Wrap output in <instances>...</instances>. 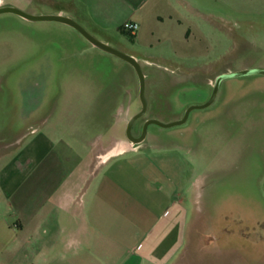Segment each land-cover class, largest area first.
I'll use <instances>...</instances> for the list:
<instances>
[{"label":"rangeland","instance_id":"rangeland-1","mask_svg":"<svg viewBox=\"0 0 264 264\" xmlns=\"http://www.w3.org/2000/svg\"><path fill=\"white\" fill-rule=\"evenodd\" d=\"M4 1L29 15L43 6ZM139 13L138 38L121 29L130 15L120 11L94 37L134 55L144 75L133 137L149 120L170 124L205 105L220 75L264 69V0H168ZM141 109L129 63L68 25L0 14V168L36 130L80 148L126 139ZM143 142L174 156L189 225L219 238V264H264V75L222 80L210 105L180 125H148Z\"/></svg>","mask_w":264,"mask_h":264},{"label":"crops","instance_id":"crops-1","mask_svg":"<svg viewBox=\"0 0 264 264\" xmlns=\"http://www.w3.org/2000/svg\"><path fill=\"white\" fill-rule=\"evenodd\" d=\"M162 2L168 0H42L29 13L67 17L97 37L96 24L114 12L141 25L139 12ZM12 3L0 0V7ZM31 133L0 168V264L221 262L219 238L189 225V190L165 148L122 137L80 148L48 132Z\"/></svg>","mask_w":264,"mask_h":264},{"label":"water","instance_id":"water-1","mask_svg":"<svg viewBox=\"0 0 264 264\" xmlns=\"http://www.w3.org/2000/svg\"><path fill=\"white\" fill-rule=\"evenodd\" d=\"M6 13L18 15V16H20V17H22L28 21H32V22L48 21V22H58V23L68 25V26L72 27L73 29H75L80 35H82L94 47L124 60L125 62L129 63L134 68V70L138 76V79H139V96H140V99L142 102V109L139 113H137L132 118H130V120L127 123L126 139L132 145H138L144 140L146 129H147L148 125L155 124L157 126L164 127V128L175 126V125H180V124L184 123L187 114L192 109L204 108V107H207L208 105H210V103L212 102L213 97L216 93L217 86L222 80L227 79V78L246 76V75H264V69H261V68L222 74L216 79L212 97L205 105H203L201 107L189 108L186 111L185 116L181 120H179L177 122L170 123V124H161L155 120H149L143 125L140 136L139 137H133L131 134L132 126L137 119H139L140 117H142L144 115L145 110H146V104H145V100H144V88H145L144 75L140 69L139 63L137 62V60L134 57L126 55V54L110 47L109 45L97 40L96 38L92 37L87 31H85V29H83L78 23H76L75 21H73L72 19H69L67 17H62L59 15H29V14H26V13L18 10L15 7H11V6L0 7V14H6Z\"/></svg>","mask_w":264,"mask_h":264},{"label":"built area","instance_id":"built-area-1","mask_svg":"<svg viewBox=\"0 0 264 264\" xmlns=\"http://www.w3.org/2000/svg\"><path fill=\"white\" fill-rule=\"evenodd\" d=\"M137 28H138V25L133 22H126L121 27L123 31L128 32L132 36L135 34Z\"/></svg>","mask_w":264,"mask_h":264},{"label":"flooded vegetation","instance_id":"flooded-vegetation-1","mask_svg":"<svg viewBox=\"0 0 264 264\" xmlns=\"http://www.w3.org/2000/svg\"><path fill=\"white\" fill-rule=\"evenodd\" d=\"M139 136H140V133L137 136H135V137H139Z\"/></svg>","mask_w":264,"mask_h":264}]
</instances>
